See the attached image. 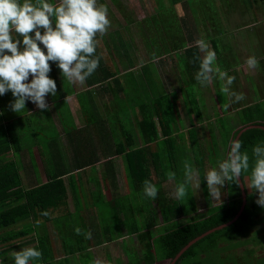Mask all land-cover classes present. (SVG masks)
I'll list each match as a JSON object with an SVG mask.
<instances>
[{"label":"crops","instance_id":"crops-1","mask_svg":"<svg viewBox=\"0 0 264 264\" xmlns=\"http://www.w3.org/2000/svg\"><path fill=\"white\" fill-rule=\"evenodd\" d=\"M250 3L248 5V2L245 1L243 7L241 6L244 11V18L240 17L237 20V25L232 23L234 19L230 15L233 14L229 13H226L224 19L220 21L227 25V28L219 30L217 35L216 41L220 47L219 53L213 47V43L211 44V49L216 52V66L230 76H235L236 79L231 90L244 93L245 99L238 103H232L234 98L227 96L221 103L217 97L214 99L211 96L213 93L208 94L211 91L207 90L208 93L204 91L206 100H216L218 108L226 113V115H218L217 112H214L212 115H208L206 113L207 101L200 104L199 96L197 97V87L200 90L206 89L195 79L197 67L195 66L194 69L190 64L188 66V57L184 52L182 56L177 53L180 55L176 59L178 69L181 68V65L184 69L193 68V70L189 69L188 76H190V79L185 78V84L182 86L185 87L186 93L193 95L192 98L196 96L195 100L198 106H195V110L188 113L185 104L191 103L192 98L187 99L185 102V95H182L180 88L174 85V89L177 91L176 95L169 82L165 83V80H163L166 86L164 88L165 94L168 97L173 94L175 97L172 103L170 99L167 103H171V108L177 107V110L174 111L173 120H171L172 134L181 133L188 142H191V130L198 129V135L206 137L205 135H208V132L205 129H208L207 126L212 124L213 129H211L212 132H210L209 137L211 135L220 137V130H228L225 132L228 135L227 137L230 138L236 129L248 125L245 123L243 112L245 107L258 105L259 115L264 116V12L262 10L264 0H257V2L251 0ZM53 5H56V3ZM246 5L250 8L249 10ZM13 36H17V34L14 33ZM227 41L231 48L226 50L221 42ZM258 45L262 46L261 50H259ZM253 46L257 48L254 49ZM200 55L203 57L204 53L200 52ZM228 56H231V59L225 63ZM252 56L259 60V66L256 68H249L245 63ZM149 65H153L156 69L155 64L149 63ZM178 69L177 76L180 74ZM149 72L150 70L146 76L148 80L151 79ZM122 74L116 73V76L120 77L121 88L123 87L121 92H124L127 85L124 83L126 79L124 80ZM32 79L33 77L30 75L27 82H31ZM214 81H218V79H214ZM85 82L88 87L93 89L99 85L98 83L88 84L87 80ZM213 82L207 87L214 88ZM130 86L132 87L130 94L134 99L144 98L137 80H133ZM151 88H148V90L150 91ZM80 92L82 91H74L61 97L57 95V98L50 97L52 95L48 94L46 100L51 106L50 110L41 111L29 100L26 102V108L21 114L15 113L9 108L10 102L14 100L11 91L0 96V113H2L0 114V264H14L12 253L29 247L42 252V259L36 261L35 264H76L77 256L80 253L79 246L93 252V248L121 237L118 231L125 228V223L123 221V223L117 224L116 218L115 226L112 228L114 237L110 239L111 232L102 235V229L99 227V223H101L100 208L95 206L93 201L109 202L113 217H116L112 200H115L114 202L118 204V208L123 215L126 212V206L138 199L135 197L137 191L127 173L129 162L127 155L132 149L145 145L138 129V121L142 119V114L140 117L135 107L131 108L135 109L134 111L131 109L126 111L125 117L131 128L132 140L130 143L129 141L126 142L127 139L122 135L121 141L124 140L126 145L129 146H127L126 151L118 152L119 145L115 139L111 138L108 141H106V137L104 141L97 139L100 132L99 130L96 131L92 123L91 113L82 111L78 97ZM72 94L74 96V106H70L69 101L66 100V96ZM105 94L108 95L109 93ZM98 95H102V93L92 95L93 108L97 118L102 120H107L109 117L116 118L115 115L119 111L113 113L107 108L102 115L100 112L102 110H100L97 98H95ZM142 101H137V106L143 105ZM160 101L158 96H155V104L161 105ZM102 102L106 104L108 101ZM57 103L58 105L63 104V108L66 107V114L63 115L58 112V108H55ZM181 103L184 104L186 114L183 113L181 108H178ZM225 105H229V107L225 109ZM144 108L147 111L146 116L156 123L160 133H162L163 125L160 122L159 115L155 112L152 114L145 104ZM158 110L161 113L163 112L160 106ZM229 112L230 114L227 115ZM129 113H132L135 118L136 130L132 129ZM217 119L221 120V124H217ZM236 119L240 122L239 126H235ZM69 121L71 125H74V129L70 134L73 138L78 136L81 139L79 144H71L72 140H70L69 132L66 133L64 129V124H68ZM103 125L104 133L107 134V129L110 130L109 123L105 121ZM120 126L119 123L117 129ZM77 132L80 133L77 135ZM219 142L222 141L219 140ZM150 145L152 148L156 146L155 142H151ZM222 149L225 151L224 145H222ZM136 155H131L130 162L134 163ZM144 162L146 168L149 169L147 170L149 175L154 178L155 172L152 165H148L146 161ZM60 171L64 173L61 172L63 174L57 179L63 180L66 195L63 199L57 198V196H54L53 191L51 197L47 200L41 188L43 185L50 183L53 177L56 176L55 174ZM112 174H114V178ZM113 179L116 181L114 182L115 186H113ZM118 181L125 182L130 190L120 192L121 185ZM168 181L169 179L164 181L163 184ZM74 188L77 190L76 193L73 190ZM107 190L112 191L108 196L105 195ZM126 200H131V203H126ZM78 207L80 209H77ZM45 212L48 215H43ZM77 226L83 229L87 227V231L90 230L92 233V238L85 239L83 235H80L82 238L77 237L75 235ZM153 228L154 226L151 228L144 227L143 229L152 231ZM124 232L126 234L122 235H127L126 230Z\"/></svg>","mask_w":264,"mask_h":264},{"label":"trees","instance_id":"trees-1","mask_svg":"<svg viewBox=\"0 0 264 264\" xmlns=\"http://www.w3.org/2000/svg\"><path fill=\"white\" fill-rule=\"evenodd\" d=\"M181 1L182 0H156L157 5L160 7V14H152L150 16L151 19H149L156 26V29H159V31L162 33L165 32L167 36H172L173 39L176 38L174 36L175 32L180 31L179 34L183 36V30L178 26L179 23L176 20H172L164 16V8L175 5L177 2ZM184 1L185 7L191 10V7L189 5V2L191 0ZM245 1L248 2V5L251 4V0H244V2ZM47 2L53 4L55 0H47ZM112 2L116 3L118 2V0H112ZM166 2H169L170 5ZM190 13L192 15L198 14L201 16L204 14L203 17L207 16V10L204 7L199 6L195 11H193V13L192 11ZM203 17L195 19L196 23L189 22L190 25L193 24L194 26H198L199 21ZM52 19L53 23L55 24V18L53 17ZM54 24L53 26H55ZM194 26L193 28L190 26L188 27L187 24V31L189 32L186 38L189 43L184 48V53L188 57V66L190 64V66L195 68V66L200 67V61L199 59H197V57L202 58V56L200 55V51L196 45V41H193V39H195V35L193 34ZM116 34L119 35V32L116 31ZM179 42H183V40ZM121 46L122 50L124 47V50L126 51L124 52L129 55V45L126 44L122 39ZM173 46H175V44ZM94 55L100 57L99 66L97 70L86 80L88 84L92 85L98 83L99 85L97 87V90L89 89L78 93L81 108L84 113H91L92 123L96 131L99 130L100 132L99 136H97V139H101L102 141H104V138L106 137V141H108L109 139L113 138L119 145L118 152H123L126 151L127 146H129L128 144L126 145V142L129 141L130 143L132 140L131 128L128 124V120L125 117V114L128 109L134 107L132 105L134 97H132L130 94L132 89L130 85L132 84V81L134 79H131L130 77L126 78V80L124 79V83H126L127 87L126 89H124V96L120 97V93L121 91H123V87L121 88L122 82L120 77L116 76L115 70H112L109 66L105 65L106 63L104 58L98 54L97 50ZM129 61L130 64H133L131 60ZM50 62L51 61H49V64ZM50 66L53 70V65L50 64ZM52 73H55V71H53ZM54 79L58 80L56 76H54ZM146 80H148L147 77ZM147 88L148 87H145L144 89L146 90ZM57 89V95H59L60 97L64 96L67 93L73 92L72 88L69 86H57ZM95 93H109L111 94L112 98L118 102L120 110L117 115H115L116 118L109 117L107 120L97 118V114L93 108L94 102L92 99V95H94ZM189 104L194 105V107L198 106L195 98H192L191 103ZM159 106L163 109L162 113L158 110ZM258 107V105H249L243 109L246 124L255 123L264 125V116L259 115ZM140 109L142 113V119L138 121V129L145 145L140 148L132 149V151H129L128 153L129 156L127 155L129 161L127 173L133 187L137 191V195L140 197V201L134 200L135 202L133 201V203H131V200H126V203L130 202L131 204H126V212L123 213V215L121 213V210L119 209V212L121 214V216L119 217V223H123L124 221L125 227H127V233L130 234L128 242L129 244L126 246V251H128V258L130 260L129 264H142L143 262L150 260L162 261L165 259H173L176 254L190 240L214 227L230 221L240 210L243 202L241 187H237L235 184H226V187H228V198H226V200L223 202L221 201L219 203H212V200L209 197L208 193L207 182L206 179L203 178V176L205 175V166L207 165L208 160H210L207 158V156H212L213 154L215 156V153L217 152L216 148L219 146V139H222V143L225 147L224 154L226 159L230 151L231 141L236 139L238 132L245 125L236 129L230 138L227 137L228 135H225V137L223 136L218 139V137H216L215 135H211V143L205 146L203 137L198 135V129L191 130V142H188L181 133L172 134L173 127L171 120H173L174 117L173 108L165 110L162 105L155 104L154 112L160 117V122L163 125L162 133H160L156 123L149 120V118L146 116L147 113L144 105H140ZM187 109L188 110L186 111L190 113L191 110H189V108ZM193 110H195V108ZM105 121L109 123L108 127L110 129L109 131L107 129V134L104 133L103 130V124ZM119 123L121 126L117 129ZM64 129L66 133L69 132L70 140H72L71 144H79V142H81V139H79L78 136L77 138H73L72 134H70L72 132V129H74V125H71L70 121L68 122V124H64ZM225 131L227 132V130ZM78 133L80 132H77V135ZM122 135L125 139H127L126 142L124 140L121 141ZM238 139L242 141V151H247L250 156V164L254 165V159H252V149L257 144H264V129L261 127L248 128L247 130L242 132ZM151 142H155L156 146L154 148H152V146L150 145ZM131 155H136V157L134 158V163L130 162ZM185 160L190 161L195 169H199V174L201 176V180L203 182V186L205 188L207 196V204L205 207L206 210L204 213H201L198 210L199 207H197L196 200L190 194L189 190L188 196L183 200L178 199L177 197L172 198L171 196H166L164 193L163 182L168 180L167 174L169 172H175L176 174V177L173 180L175 183V187L178 182H181L183 180V162ZM211 160L213 161V159ZM144 161H146L148 165H152L155 172L154 178L149 175V172L147 171L149 169L146 168ZM61 172L63 171L55 174L56 176L53 177V180L51 179L52 181L50 180V183L43 185V187L41 188L47 200L51 197L50 195H52L51 193L53 191L54 196H57V198L63 199L65 197L66 190L63 185V180H61L60 178L57 179V177L64 173ZM112 175L114 178V174ZM245 175H249V178H251V170L243 174V177H241L242 181L244 180ZM145 180H148L157 186L158 197L155 200L144 196L143 187ZM114 182L116 181L113 179V186H115ZM244 182L245 180L243 181V183ZM73 190L75 193L77 192L75 188ZM245 191L247 194L246 201L249 202L252 195L248 193L246 187ZM77 201L79 200L77 199ZM77 204H79V202H77ZM93 204L100 208L101 215L99 216L101 223H99L100 226H98L102 229V235H106L107 233L111 232L109 237L110 239H112L114 237L112 228L115 226L114 222L116 217H113L109 202L93 201ZM77 209H80V207H78ZM262 209L263 208H261V206L257 205L255 202L251 204L247 203L241 215L235 222L226 225L223 228L217 229L216 231L211 232L197 240L183 252V254L174 264H230L227 263L228 261H231V264H264V259L259 260L258 257L260 256H256L254 254L253 248H249L247 252L238 256H236L235 253L234 257L232 258L230 256V252L228 254H225V256H221L220 250L222 248L225 250L227 249V247L219 245L221 240L225 239L227 236H231L232 234H235V236H245V234L250 231V227L258 225L260 223L259 221L261 219H264V216H259V213L262 211ZM157 210L160 213L162 221L158 226V216L156 215ZM138 213L140 215V218L144 220L143 224L137 226V223H129L130 220L134 218V215ZM183 216L187 218L185 221H181V217ZM125 219H127V221ZM129 224L131 225L130 228H128ZM153 226L157 228V234L155 235L153 234V231L149 230L148 233L147 229H145L146 231L143 229L144 227L151 228ZM145 236L146 238L143 241L139 239H142ZM135 237H137L142 243V250L136 248L133 244ZM239 240L241 241V238H238L236 243L230 242L228 246L234 247L236 244H238V242H240ZM240 243H245V240ZM79 249L80 253L79 256H77L76 264H97L93 252L88 251L81 246H79ZM253 257L257 258V260L253 259Z\"/></svg>","mask_w":264,"mask_h":264},{"label":"clouds","instance_id":"clouds-1","mask_svg":"<svg viewBox=\"0 0 264 264\" xmlns=\"http://www.w3.org/2000/svg\"><path fill=\"white\" fill-rule=\"evenodd\" d=\"M109 26L108 8L104 4L98 6L97 0H59L58 5L47 0H35V3L31 0H24L23 3L20 0H0V96L11 91L14 100L10 102L9 108L18 114L23 112L29 100L41 111L50 110L46 97L48 94L57 95V84L48 75L51 71L49 61L58 62L64 79L83 84L99 66L100 57L94 55L98 44L97 34L104 35ZM41 30H44L43 34ZM33 32L34 37L30 35ZM13 33L17 34V38H14ZM196 45L204 53L202 58L197 57L200 67L195 75L196 81L202 87H207L214 79H218L221 93L233 97L232 103L244 100V93L231 90L235 76H230L216 66V52L209 43L205 39H198ZM245 63L249 68L259 66L255 56L249 57ZM30 75L33 79L27 82ZM227 107L229 105H225V109ZM242 147L241 140L231 141L227 158L203 176L209 197L212 203L222 201L224 186L235 184L240 187V178L251 170V184L246 185L244 182L243 186L251 194L258 193L255 203L264 208V145L253 147L254 165L250 164V156L247 151H242ZM167 175L169 181L176 177L175 172ZM192 185L199 190L201 176L191 162L185 160L183 180L176 185V197L185 199ZM143 194L155 200L158 188L145 180ZM75 232L85 239L92 238L90 230L77 227ZM12 257L14 264H35L42 259V252L29 247L13 252ZM97 264L101 262L97 261Z\"/></svg>","mask_w":264,"mask_h":264},{"label":"rangeland","instance_id":"rangeland-1","mask_svg":"<svg viewBox=\"0 0 264 264\" xmlns=\"http://www.w3.org/2000/svg\"><path fill=\"white\" fill-rule=\"evenodd\" d=\"M20 2L23 3L24 0H20ZM31 2L35 3V0H31ZM184 2L185 1L182 0L181 2H177L175 5H171L170 7L164 8V12H165L164 16H166V18L176 20L179 23L178 26L181 27L183 30V36L179 34L180 31L175 32L174 36L176 38L173 39L172 36H167L165 32L162 33L159 31V29H156L155 28L156 26L153 24V22L149 20L151 19L150 16L152 14H156V15L160 14V7L157 5L156 0H118V2L116 3L112 2V0H97L98 6L100 4H104L107 6L108 19L110 20V26L104 35L101 36L99 33L97 34L96 40L98 41V44H97L96 50L98 54L105 59L106 66H109L110 68L115 70L116 73L119 75L123 73L122 77L124 79L130 77L131 79L133 78L134 80H137V83L139 84V87L141 88V91H142L141 93L144 96V98H139L138 100L134 99L132 105L136 108L137 110L136 112L139 113L140 117L142 113H141V109L139 105L137 106V101L140 102L143 100L142 101L143 105L144 104L145 106L147 105L149 111L152 114H154L155 96H158V98L161 100L160 103L165 110H168L169 108H171V103L174 101L175 97L173 94L170 97H168L165 94V91H164V88L166 87L165 83L169 82V85L172 86L173 89L175 88L174 85L180 88L182 95L183 96L185 95V98H184L185 102L187 99L189 100L190 98L193 97V95H191L190 93H186L185 87L183 88L182 86L183 84H185L184 83V81H186L185 78L190 79V76H188L189 69L193 70V68L184 69L182 65L180 69L176 67L177 66L176 59L180 55L182 56V53L184 52V48L189 43V41H187V38H186L189 32L187 31V29L189 26L192 28L194 26L193 24L190 25L189 22L196 23L195 19H199L200 17L204 16V14L202 16L198 14H196L197 16L192 15L190 13L191 11L193 13V11H195L198 6L204 7L207 10V16L201 18L198 26L197 25L194 26L193 34L195 35V39H193V41H197L198 39H205L209 43L210 48H211L212 43L213 45H215L213 47L217 50L218 53H219L220 47L216 41L217 35L219 33V30H224L227 28V25H224V23L220 21L224 19V16H226V13L233 14L230 16L234 19L232 23L236 25L238 23L237 20H239L240 17L244 18V13H243L244 11L242 9L244 0H191L189 2L191 10L185 7ZM255 2H257V0H255ZM55 3L56 5H58L59 0H55L53 4ZM167 4L170 5L169 2ZM256 6L258 7V4ZM246 7L248 10L250 9L248 8L247 5ZM262 10L264 12V8H262ZM250 14L252 15L251 12ZM187 24H188V27H187ZM232 28L234 27L232 26ZM177 30H181V29H177ZM43 31L44 30H41L42 34H43ZM116 31L119 32V35L116 34ZM30 35L34 37L35 33L33 32ZM14 38H17V36H14ZM121 39L125 41L126 44L129 45V50H128L129 55L125 53L126 51L124 50V47L122 50ZM213 39H214V42H213ZM182 40L183 42H179ZM228 41L221 42L223 44V48H225L226 50L228 48H231ZM174 44L175 46H173ZM40 47L46 53V49H44V46L42 44H40ZM253 48L256 49L257 47L255 48L253 46ZM258 48L259 50H261L262 46L258 45ZM21 50H22V45H21ZM177 53H180V55ZM230 59H231V56H228V58L225 59V63L226 61H230ZM129 60H131L133 64H130ZM149 63L155 64L156 69L154 68L153 65H149ZM50 64L53 65V70L51 69L48 75L49 77H51V79H54L52 75L58 78V80L54 79L57 86L59 87L69 86L72 88L73 92L89 90L90 88H92V87H88L86 82H84L83 84H80L79 82H69L67 79H64L62 77V74H61L62 70L57 66L58 62L51 61ZM198 67H197V70L195 71L196 73L199 71ZM177 69L180 73L178 76H177ZM149 70H150L149 73L151 75V79L146 80V76ZM53 71H55V73H52ZM163 80H165V83L163 82ZM213 84H214V88L206 87V89H202V90H200L198 87L196 88L198 89L197 97L199 96V103L201 104L202 102V104H204V101H207L206 113L208 115L209 114L212 115V113L214 112H217L218 115L220 114L226 115V113L223 112L221 108H218V103L216 100L214 101V99L215 97H217V99L220 100L222 103L227 98V95L221 93L219 80L214 81ZM153 85L154 87H152ZM145 87H148V88L152 87V88L149 91L148 88L145 90L144 89ZM94 89H97V88L94 87ZM207 90L211 92L208 93ZM204 91H207L208 94L213 93L211 96L214 99L206 100V98L204 97ZM174 92L177 95V91L175 89H174ZM123 96H124V93L121 92L120 97H123ZM188 96L190 97L187 98ZM50 97L57 98V95L55 97L54 96H50ZM194 97L196 98V96ZM66 98L69 101L70 106H74L73 104L75 102L73 100L74 99L73 94L67 95ZM95 98H97L99 108L100 110H102L100 111L102 115L106 108L109 109L110 111H113V113H117L120 110L118 106V102L111 98V94H108V95L102 94V95L95 96ZM169 99L171 103L168 104L167 101H169ZM102 101H108V102L105 104V102H102ZM185 105L191 111L194 109V105H190L189 103H186ZM56 106H58L57 107L58 112L62 113L63 115L67 113L66 107L63 108V104L58 105L57 103V105H55V108ZM178 108L179 109L181 108L183 113L186 114L184 111V104L181 103V105H178ZM173 109L175 111L177 110V107H173ZM131 110L134 111L135 109H131ZM228 114H230V112L227 113V115ZM129 116H130L129 120L132 124V129L136 130L135 118L132 116V113H129ZM219 123L221 124V120L217 119V124ZM234 123H235V126L240 125V122L237 119ZM207 127L208 129H205V130L206 132H208V135H205L206 137H203L205 146L211 143V137H209V134L210 132H212L211 129H213L212 124L211 126L208 125ZM225 135L227 136V133L224 132L223 130H220V137H218V139L223 136L225 137ZM219 140L222 141V139H219ZM219 143L221 144L216 148L217 152L215 153V156L214 154L212 156H207L208 159L210 160L213 159V161L208 160L207 165L205 166V171H204L205 174L208 171L212 170L213 168H217L218 162L225 159V154L222 149L223 143L222 142H219ZM196 169L199 171L198 168ZM244 180H245L246 185L251 184V178H249V175H245ZM119 184L121 185L120 192H126L127 189L130 190V187L125 182L120 181ZM163 185H164L163 189H164L165 195L171 196L172 198L173 197L176 198V195H175L176 187H175L174 181L172 180V181L165 182ZM227 189L228 187H226V185L222 189V192H223L222 201H225L226 198H228ZM247 190H248V193H250V190L248 188ZM189 191H190V194L193 196V198L196 199L197 207H199L198 210L201 213H204L206 210L205 207L207 204V196H206V192H205V188L203 186L202 180H201V185H200L199 190L196 188L195 185H192L190 186ZM111 192H112L111 190H107L105 192V195L108 196L110 195ZM251 195H252V197L250 198L251 200L249 202H246V204L254 203L256 199H258V193L251 194ZM135 197L139 198V199H136V201H140V197L138 195H136ZM112 201H113L112 202L113 207L115 208L114 210L116 211V221H117V224H119V217L121 216V214L119 212L118 204L114 202L115 200H112ZM219 202H215V203H219ZM157 211H156L157 213L156 215L158 216V220H157L158 221L157 226H158L160 224L161 217H160L159 211L158 212ZM259 216H264V208L259 213ZM134 218H132L130 222L129 221L128 222L131 224L137 223V226H140L141 224H143L144 220L140 218L139 213L134 215ZM186 219L187 218L184 216L181 217V221H185ZM125 220L127 221V219ZM259 222L260 223L258 225L250 227L249 229L250 231L247 234H245V236L244 235L235 236V234H232L231 236H227L225 239L221 240L219 245L226 246L227 249L224 250L222 248L220 250V255L225 256V254H228L230 252V256L233 258L235 253H236V256H238L240 254H244L245 252H247L249 248H253L254 254L256 256H260L258 257V259L259 260L264 259V219H261ZM130 226L131 225L129 224L128 228H130ZM126 228L127 227L118 231L121 237L124 236L123 238L120 237L119 239L115 241H109V242L104 243L101 246H97L93 248L94 249L93 255L96 259V262L100 261L101 264H129L130 260L128 258V253H127L128 251H126V246L129 244L128 242H129L130 234L127 233L128 236L122 235V234H126L124 232L125 230L127 232ZM83 230L87 231V227L84 228ZM148 231L149 230H147V232ZM152 231L154 235L157 234V228L155 226L152 229ZM75 235L78 237H81L80 235H77L76 232H75ZM145 238L146 236L143 237L142 239L141 238L139 239L143 241ZM238 238H241V241L239 240L240 242L245 240V243L238 242V244H236L234 247L228 246L230 242L236 243ZM139 239L135 237L133 244L135 245L136 248H139L142 250V247H141L142 243L140 242ZM253 259L257 260V258L255 257H253ZM170 262L171 260L169 259H165L162 261L150 260V261L143 262L142 264H170ZM227 263L231 264V261H228Z\"/></svg>","mask_w":264,"mask_h":264},{"label":"water","instance_id":"water-1","mask_svg":"<svg viewBox=\"0 0 264 264\" xmlns=\"http://www.w3.org/2000/svg\"><path fill=\"white\" fill-rule=\"evenodd\" d=\"M252 127H261V128H263L264 129V125L263 124H255V123H252V124H248V125H245L244 127H242L241 128V130L238 132V135H237V137H236V139H238L239 138V136L242 134V132H244L245 130H247L248 128H252ZM235 139V140H236ZM240 182H241V191H242V200H243V202H242V206H241V208H240V210L237 212V214L230 220V221H228L227 223H225V224H222V225H219V226H217V227H214V228H212V229H210V230H208V231H206L205 233H203V234H201V235H199V236H197V237H195L194 239H192V240H190L177 254H176V256L173 258V259H171V262H170V264H174L177 260H178V258L183 254V252L185 251V250H187L193 243H195L197 240H199L200 238H202V237H204L205 235H207V234H209V233H211V232H214V231H216L217 229H220V228H223L224 226H226V225H229V224H231V223H233V222H235L238 218H239V216L241 215V213H242V211L244 210V208H245V205H246V200H247V194H246V191H245V187L243 186V181H242V178H240Z\"/></svg>","mask_w":264,"mask_h":264}]
</instances>
